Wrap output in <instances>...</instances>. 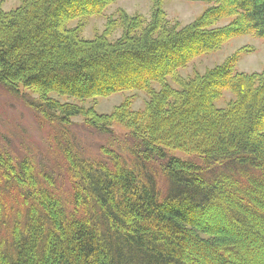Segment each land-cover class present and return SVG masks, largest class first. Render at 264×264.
Instances as JSON below:
<instances>
[{
	"label": "trees",
	"instance_id": "obj_1",
	"mask_svg": "<svg viewBox=\"0 0 264 264\" xmlns=\"http://www.w3.org/2000/svg\"><path fill=\"white\" fill-rule=\"evenodd\" d=\"M185 1L210 7L186 27L161 10L150 20L120 11L91 40L85 22L114 0L0 4V86L37 96L51 126L120 123L131 143L92 162L68 137L65 195L54 159L41 170L0 149V264H264V73H236L232 59L179 75L231 39L264 40V0ZM126 91L146 93L144 109L129 101L104 121L53 98L84 105Z\"/></svg>",
	"mask_w": 264,
	"mask_h": 264
},
{
	"label": "rangeland",
	"instance_id": "obj_2",
	"mask_svg": "<svg viewBox=\"0 0 264 264\" xmlns=\"http://www.w3.org/2000/svg\"><path fill=\"white\" fill-rule=\"evenodd\" d=\"M22 2L23 0H0L2 8L7 12L20 7ZM209 7L207 3L185 0H114L104 16L91 18L85 22L82 36L84 39L91 40L101 35L105 31L107 20L120 11L131 17L143 16L146 20H150L157 10H161L171 26L186 27L200 19ZM230 21H222L219 26H225ZM72 24L74 26L77 23ZM121 36L122 30L119 29L110 41L115 42ZM232 59L236 62V73L249 76L264 73V40L252 35L231 39L220 49L195 59L186 68L181 69L179 75L182 78H189L196 74L203 76ZM155 87L159 89V86ZM53 98L62 104H76L84 107L86 111H93L102 117L103 121L129 101L132 102L131 111L143 110L145 101L148 99L146 93L140 91L116 93L109 97L89 100L84 105L74 99L56 96ZM232 99V94L226 93L217 105L226 107ZM40 104V99L30 91L23 90V93L15 95L0 86V149L8 151L18 162L31 158L41 170L44 167L51 169L49 161L54 159L52 162L61 165L56 169V174H53L57 179V188L63 195L71 188L64 166V163L66 164L64 151H68L65 142L69 138L71 143L76 144L77 152L84 159L92 162L101 161L104 158L103 154L111 149H118L126 154L131 146L129 132L125 125L104 123L101 128L105 127L109 131L100 130V133L87 124V117H77L72 120L69 128L63 130L59 126H51L39 120L36 110L39 109ZM55 123L57 124L56 120L53 124ZM68 147L72 151L69 142ZM173 153L184 156L180 152Z\"/></svg>",
	"mask_w": 264,
	"mask_h": 264
}]
</instances>
